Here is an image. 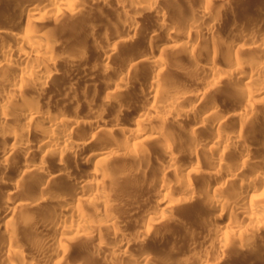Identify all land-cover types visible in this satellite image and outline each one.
Masks as SVG:
<instances>
[{
    "label": "bare ground",
    "instance_id": "1",
    "mask_svg": "<svg viewBox=\"0 0 264 264\" xmlns=\"http://www.w3.org/2000/svg\"><path fill=\"white\" fill-rule=\"evenodd\" d=\"M233 1L126 0L97 42L109 0H0V264H214L251 249L264 5Z\"/></svg>",
    "mask_w": 264,
    "mask_h": 264
},
{
    "label": "rangeland",
    "instance_id": "2",
    "mask_svg": "<svg viewBox=\"0 0 264 264\" xmlns=\"http://www.w3.org/2000/svg\"><path fill=\"white\" fill-rule=\"evenodd\" d=\"M125 1L126 0H109V3H108L107 6H97L95 8L96 12H99V13H102V14H105L106 15L105 17H103L101 19H99V17H98L97 20H95L96 19L95 17L93 18V20H95V23L97 22L96 23L97 25L94 23L95 26H94L93 29L97 30V32L99 31L98 32V35H97L98 39H96V41L98 40L97 42H101L100 41L101 40L100 35L102 36L104 34V33L101 34L100 31H102V32L103 31L104 32L107 31V33H108V31L111 32V30L113 29L114 25L115 26H120L122 24V21L125 19V17L118 16L115 13V10L114 9L117 7L118 4L124 3ZM160 1H161L162 6L163 7H166V9L168 11L169 10L171 11L173 9L182 8V7H189V5H190V7L197 8L199 6L200 2H201V0H160ZM236 1L234 0L233 2H231V6L232 5L235 6L236 3H234V2H236ZM245 1H248V2H246L248 5H254V6H256V5H258V6L264 5V0H245ZM234 6H232V7H234ZM171 8H173V9H171ZM147 17H148L147 15H144V16L140 17V23H142L148 29H152L153 22H152V20L149 17L148 18ZM104 18H106V19H104ZM128 19H126V20L128 21ZM48 23L51 24V21L50 22L48 21ZM49 25L46 24V27L48 29L53 28L52 27L53 26V22H52V26H49ZM54 26H56V25L54 24ZM88 28H91V26H88ZM60 35L61 34L58 32L57 38H59V37L62 38L63 37V36H60ZM63 39L65 40V37H63ZM139 39H141V40H138V41H140V44L142 45L141 48H146L147 46H145V45L147 43H146V41H144L145 40L144 37L141 36V38H139ZM141 41H142V43H141ZM96 44H98V43H96ZM90 46L93 48L92 43L90 44ZM89 47L86 49L85 55L90 57V58L88 57V59H94L95 60V56H94L93 52L91 51L92 49H91V47L89 49ZM63 55L66 56L67 54L64 53ZM58 68H59V70L61 72L62 71L63 72H67L69 70V68L66 66V64H64V62L60 63L58 65ZM66 69H68V70H66ZM89 78H87L85 81H80V82L78 81L77 83H75L76 86H78L79 88L83 87V89H85L84 87H87L88 86L87 88L90 87L89 89H91L92 88V84L95 83V81H94L95 79H93L92 77H89ZM83 82L86 83L85 85H87V86H85ZM89 83H91V84H89ZM54 88H55V86H54ZM136 195L138 196V194H136ZM135 198H131V199L132 200L134 199L133 202H135V200L137 201V202H135V205H136V204L139 203V200H140L139 198L140 197H138V199H137V197H135ZM130 201L131 200H129V202ZM0 217H2V215ZM198 220H199V216L196 213H194L193 215H191V217H187L184 220V227H186L189 230L192 227H195L197 225V221ZM252 243H253V245H252V247H251V249L249 251H243L242 252L241 250H238V249H235V248H231V249H229V252L227 251L229 253V255H228V253H226L227 256H224L222 259L219 258V259H221V261L218 262L219 259L216 258V255H215V260L213 258V260H211V261H215L214 264H218V263L219 264H264V231H262L260 233V235L258 236V238H256L255 240H253ZM174 244L175 243H173V245ZM200 244H199V248H200V251H201L200 253H202V252L204 253L205 252L207 254V252H206L207 250L206 249L207 248H211V247H209V244H206V245L204 243H200ZM173 245H169V246H165L164 247L166 251H169L170 248H171V246H172L173 249L171 248V251H172L173 254L175 253L172 256V258H178V257H181V256H182V258H185L186 254L185 253L182 254L183 253L182 251H180V253H179V251L177 252V250H176L177 249V245L176 246L174 245L176 248ZM200 246L202 247V249H201ZM204 246H206V249H205ZM153 248H156L157 250L156 249L155 250L158 251V247L154 246ZM214 249L215 248L212 247V249L210 250L211 253L210 252L209 253L211 255L216 254V253H212V252H214L213 251ZM159 250H160V247H159ZM173 251H175V252H173ZM208 251H209V249H208ZM159 254H162V252H159ZM211 257H214V255L211 256ZM224 258H226V259H224ZM81 264H85V263H81ZM169 264H173V263L170 262Z\"/></svg>",
    "mask_w": 264,
    "mask_h": 264
}]
</instances>
